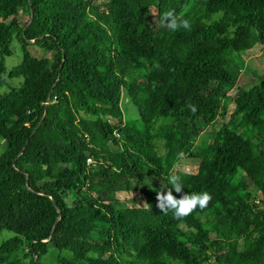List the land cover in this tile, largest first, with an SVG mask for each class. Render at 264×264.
Returning a JSON list of instances; mask_svg holds the SVG:
<instances>
[{"label":"trees","instance_id":"trees-1","mask_svg":"<svg viewBox=\"0 0 264 264\" xmlns=\"http://www.w3.org/2000/svg\"><path fill=\"white\" fill-rule=\"evenodd\" d=\"M237 42L264 47V0H0V88L21 80L0 96V229L17 237L0 264H45L50 245L71 254L56 264H264V76L239 86ZM169 175L206 207L161 211Z\"/></svg>","mask_w":264,"mask_h":264},{"label":"rangeland","instance_id":"rangeland-1","mask_svg":"<svg viewBox=\"0 0 264 264\" xmlns=\"http://www.w3.org/2000/svg\"><path fill=\"white\" fill-rule=\"evenodd\" d=\"M23 22L28 21L27 13L22 15ZM35 52V50H33ZM235 55L241 57V60L244 62L243 71L241 72L238 82L239 86L243 87L244 90H247L253 83L257 82L258 79L264 76V47H256L252 51H247L242 42H237L235 44ZM21 63V57L18 54H15L13 57L6 60V67L8 71L17 67ZM7 85L0 88V96H5L10 92L11 89H15L20 86L21 80H6ZM226 107L228 109V117L231 115L233 106L230 101L226 102ZM23 105L18 104L14 106V111L17 114H22ZM122 111L124 114V118L126 120L133 118L135 116V110L131 107L130 102L127 97L124 96L122 101ZM228 117L226 121L222 120V117L209 122L207 125H204L202 134L198 138L196 142V146L207 147L211 143V135L216 133L221 126L228 121ZM6 147L4 142L0 140V157L5 152ZM181 162L175 167L174 172H185V173H196L198 169V161L186 159L181 156ZM108 203H115L118 208L124 207H142L143 202L138 195L135 193H114L107 194L104 198ZM173 229H176L175 226H172ZM17 237L14 233L8 232L6 230L0 229V246L7 242L16 240ZM71 257V254L68 252L58 251L53 245L49 247V255L44 259L45 264H56L59 257ZM26 264H30L31 261L24 256Z\"/></svg>","mask_w":264,"mask_h":264},{"label":"clouds","instance_id":"clouds-1","mask_svg":"<svg viewBox=\"0 0 264 264\" xmlns=\"http://www.w3.org/2000/svg\"><path fill=\"white\" fill-rule=\"evenodd\" d=\"M160 19L172 31H175L177 27H188L187 20H181L178 25L176 16L171 10L162 14ZM167 183L170 187L163 192L157 191L156 193L157 207L161 211H172L177 218L189 215L196 208H205L211 199L207 191L183 193L182 189H184V186L181 183V177L178 175H169ZM173 191L179 196L173 195Z\"/></svg>","mask_w":264,"mask_h":264}]
</instances>
